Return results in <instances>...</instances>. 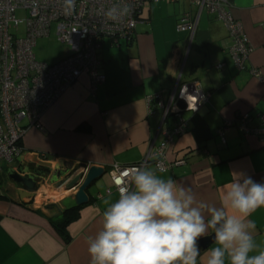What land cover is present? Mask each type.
I'll return each mask as SVG.
<instances>
[{"label": "crops", "instance_id": "obj_1", "mask_svg": "<svg viewBox=\"0 0 264 264\" xmlns=\"http://www.w3.org/2000/svg\"><path fill=\"white\" fill-rule=\"evenodd\" d=\"M226 2L251 48L244 67L236 63L230 52L233 39L215 15L202 12L191 35L178 31V21L187 13L197 17L195 5L186 0L147 3L130 42L103 44L101 72L106 80L97 93H91L89 77L82 76L26 130L20 160L53 166L62 160L87 163L107 173L87 192L90 203L69 226L68 243L51 220L75 206L77 190L47 184L23 203L17 187L0 178V264H89L88 240L102 227L105 201L117 196L109 171L139 163L174 124V117L165 119L163 110L150 113L148 99L156 95L167 101L173 94L187 97L181 92L195 88L209 95L198 110H181L188 128L175 137L169 158H186V164L157 175L190 187L198 200L215 206H220L221 189L235 179L234 173L264 182V139L239 127L247 116V127L256 129L264 113V84L250 74L251 68L264 72V0ZM249 219L256 226L254 239L264 249V208ZM212 247H200L198 264H206L204 253Z\"/></svg>", "mask_w": 264, "mask_h": 264}, {"label": "built area", "instance_id": "obj_2", "mask_svg": "<svg viewBox=\"0 0 264 264\" xmlns=\"http://www.w3.org/2000/svg\"><path fill=\"white\" fill-rule=\"evenodd\" d=\"M181 1L184 0H75L71 15H65L63 0H0V173L21 156L20 142L26 130L36 126L45 112L82 76L89 77L90 91L93 95L97 93L106 80L101 72L103 63L100 57L105 41L114 44L130 42L147 3ZM186 1L197 7L199 15L195 18L188 13L182 15L178 31L194 35L202 12L215 15L225 24L233 39L230 52L236 63L244 67L251 48L242 23L227 9L226 0ZM121 2L133 6L131 16L122 22L106 19L103 11ZM19 12L24 16H18ZM53 24H57L58 40L69 49L61 61L50 65L37 60L34 47L38 39L50 36ZM218 68L222 70L223 64ZM250 74L264 84V72L251 68ZM195 89V93L186 89L181 92L189 95L187 97L173 94L167 101L161 95L148 99L150 113L163 110L165 119L174 117V124L164 130L161 143L152 145L139 163L115 166L109 171L116 190L115 182L118 179L126 181L128 178L124 173L134 167L148 166L157 174H164L186 164V158L171 160L169 152L175 137L188 128L181 116L179 101L182 100L188 109L198 110L209 98ZM247 120V116L241 119L239 127L263 140L264 113L260 115L256 129H249Z\"/></svg>", "mask_w": 264, "mask_h": 264}, {"label": "clouds", "instance_id": "obj_3", "mask_svg": "<svg viewBox=\"0 0 264 264\" xmlns=\"http://www.w3.org/2000/svg\"><path fill=\"white\" fill-rule=\"evenodd\" d=\"M63 4L64 14L71 15L75 0ZM132 11L130 3L121 2L103 15L122 22ZM124 176L126 181L115 182L116 198L105 201L101 229L88 240L89 264H198L199 241L209 233L215 247L204 253L206 264H264V249L256 243V226L249 219L264 208V182L234 173L215 206L148 166L134 167Z\"/></svg>", "mask_w": 264, "mask_h": 264}, {"label": "water", "instance_id": "obj_4", "mask_svg": "<svg viewBox=\"0 0 264 264\" xmlns=\"http://www.w3.org/2000/svg\"><path fill=\"white\" fill-rule=\"evenodd\" d=\"M178 106L186 110L183 101ZM16 168H10L6 174L10 183L15 185L21 201L33 199L42 186L52 185L53 189L64 187L65 191L77 190L75 206L82 207L90 203L88 191L98 182L107 170L102 167H90L87 163L60 161L57 166L52 164L35 163L34 161L17 160ZM53 207H50L52 209ZM59 213L62 211L57 208ZM214 244L212 233L202 238L199 246L205 250Z\"/></svg>", "mask_w": 264, "mask_h": 264}, {"label": "rangeland", "instance_id": "obj_5", "mask_svg": "<svg viewBox=\"0 0 264 264\" xmlns=\"http://www.w3.org/2000/svg\"><path fill=\"white\" fill-rule=\"evenodd\" d=\"M18 16H24L23 12H19ZM69 47L62 44L57 36V24L51 27V34L49 37L40 38L37 40L34 47L36 58L41 63L54 64L63 58L68 52Z\"/></svg>", "mask_w": 264, "mask_h": 264}, {"label": "trees", "instance_id": "obj_6", "mask_svg": "<svg viewBox=\"0 0 264 264\" xmlns=\"http://www.w3.org/2000/svg\"><path fill=\"white\" fill-rule=\"evenodd\" d=\"M81 129H84V128H81ZM84 130L86 131V129ZM2 174L3 175H0L2 182L8 183L9 180L7 176L4 173ZM0 197H4V196H0ZM81 209H83V206L82 207L74 206L71 208H66V210L62 213L61 216L51 220L52 225L54 226L56 232L60 235V237L66 243H68L71 238L68 232V228L74 221H76L79 218Z\"/></svg>", "mask_w": 264, "mask_h": 264}]
</instances>
